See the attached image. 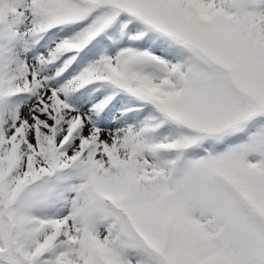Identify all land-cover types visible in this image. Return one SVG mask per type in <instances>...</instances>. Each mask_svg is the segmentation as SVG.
Instances as JSON below:
<instances>
[{"label": "snow or ice", "instance_id": "1", "mask_svg": "<svg viewBox=\"0 0 264 264\" xmlns=\"http://www.w3.org/2000/svg\"><path fill=\"white\" fill-rule=\"evenodd\" d=\"M0 264H264V0H0Z\"/></svg>", "mask_w": 264, "mask_h": 264}]
</instances>
